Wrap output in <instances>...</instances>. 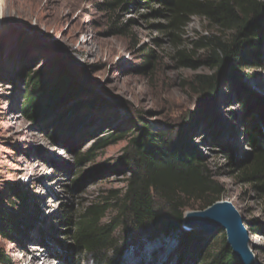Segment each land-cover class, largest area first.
<instances>
[{
	"label": "rangeland",
	"instance_id": "obj_1",
	"mask_svg": "<svg viewBox=\"0 0 264 264\" xmlns=\"http://www.w3.org/2000/svg\"><path fill=\"white\" fill-rule=\"evenodd\" d=\"M109 2L0 0L1 206L16 202L14 210L20 213L21 202L12 188L28 205L22 232L0 236V253L9 256L10 264H190L192 259V264H202L207 252L221 248L223 230L185 229L202 233L194 249L185 253L175 236L133 226L123 205L132 177L126 165L131 136L99 151L93 160H79L101 138L140 130L141 120L155 130L195 129L193 142L224 190L223 201L232 202L246 223L256 220L264 228V197L239 172L252 151L238 95L223 73L213 102H203L194 85L196 77L219 72L212 63L211 41H228L234 32L199 16L169 29V19L153 14L161 7L157 3L139 0L128 10L111 11ZM150 51L154 69L140 73L143 55ZM262 59L261 66L242 75L264 98V43ZM23 65L33 73L52 75L63 69L70 74L75 100L60 111L65 116L55 129H48L57 141L45 135L43 124L22 116ZM79 102L85 103L69 111ZM96 206L107 210L104 227L121 226L107 249L97 255L79 253L65 218L70 215L75 222ZM199 211H204L199 204L189 203L185 214ZM251 234L257 264H264V236Z\"/></svg>",
	"mask_w": 264,
	"mask_h": 264
},
{
	"label": "trees",
	"instance_id": "obj_2",
	"mask_svg": "<svg viewBox=\"0 0 264 264\" xmlns=\"http://www.w3.org/2000/svg\"><path fill=\"white\" fill-rule=\"evenodd\" d=\"M138 1L110 0L106 8L111 11L120 8L128 10L130 6L139 4ZM143 1L144 4L157 3L161 6L153 14L169 19V29H178L190 18L199 16L225 31L234 32L228 41H211L209 46L212 45V63L219 72L214 76L196 77L194 85L203 97V102H213L217 100L220 90L219 75L223 73L230 88L238 95L244 135L247 146L252 151L249 161L239 170L240 177L264 197V98L250 88L242 75L246 70L263 64L264 4L259 0ZM143 56L144 60L138 70L147 74L154 69L155 57L152 51ZM23 66L26 92L21 106L22 116L31 122L43 124L45 135L57 141V135L49 133L48 129H55L59 118L65 116L60 111L75 100L77 92L71 84L70 74L63 69L52 75L42 74L40 71L33 73L27 66ZM84 103L79 102L69 111ZM57 112L60 113L58 118L52 119ZM138 126L140 130L111 134L99 139L79 160H93L99 151L131 136L127 147L130 159L126 165L130 168L132 177L128 180L124 210L138 230L153 227L167 236L173 235L179 240L183 252L188 253L194 249V244L202 234L183 228L188 204H199L205 210L223 201L224 190L213 179L206 157L193 142L197 132L195 129L190 127L182 132L176 126H170L168 129L155 130L143 120L139 121ZM218 132L219 129L214 131ZM228 152L229 158L233 159L231 152ZM11 192L21 202L18 205L20 213L14 210L16 202H12L11 207L8 206L10 203L2 207L0 196L2 237L22 232L21 219L23 211L28 207L27 198L18 189L12 188ZM158 201L163 206H159ZM106 212V209L96 206L86 209L75 222L70 215L65 218L66 225L72 227L79 253L97 255L112 244L113 233L121 225L104 227L102 221ZM246 224L254 236H264V228L260 222L247 221ZM222 236L221 248L207 252L208 256L202 257V264H239L228 247L226 233L219 238ZM195 260L192 259L190 264L195 263ZM0 264H10L7 254L0 253Z\"/></svg>",
	"mask_w": 264,
	"mask_h": 264
},
{
	"label": "water",
	"instance_id": "obj_3",
	"mask_svg": "<svg viewBox=\"0 0 264 264\" xmlns=\"http://www.w3.org/2000/svg\"><path fill=\"white\" fill-rule=\"evenodd\" d=\"M186 230L204 229L206 232L223 230L227 244L239 264H257L251 249L252 234L238 208L230 201H220L204 211L186 213Z\"/></svg>",
	"mask_w": 264,
	"mask_h": 264
}]
</instances>
